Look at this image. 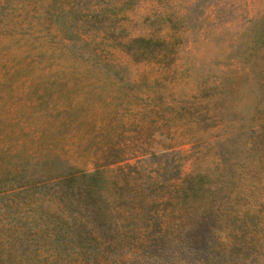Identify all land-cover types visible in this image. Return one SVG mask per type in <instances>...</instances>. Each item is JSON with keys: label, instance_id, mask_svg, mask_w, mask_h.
Wrapping results in <instances>:
<instances>
[{"label": "rangeland", "instance_id": "obj_1", "mask_svg": "<svg viewBox=\"0 0 264 264\" xmlns=\"http://www.w3.org/2000/svg\"><path fill=\"white\" fill-rule=\"evenodd\" d=\"M136 38L173 59H142ZM127 162L185 223L213 211L227 226L250 203L235 230L258 233L264 264V0H0V191L106 163L113 199ZM17 215L0 221L5 264H29ZM33 216L31 237L50 241L54 217Z\"/></svg>", "mask_w": 264, "mask_h": 264}, {"label": "trees", "instance_id": "obj_2", "mask_svg": "<svg viewBox=\"0 0 264 264\" xmlns=\"http://www.w3.org/2000/svg\"><path fill=\"white\" fill-rule=\"evenodd\" d=\"M153 42L159 48L156 53L157 49L148 46ZM133 43L147 44L134 51L142 59H173L166 41L136 38ZM129 160L124 156L114 162ZM105 165H97L93 172H68L42 183L0 191V221L18 214L21 225L15 229L14 247L27 256L29 264L40 258L45 262L38 264H89V257L97 254L110 259L109 264H137L141 258L146 261L139 264H258L260 252L253 249L258 233L247 237L243 232L240 238L235 230L241 209L248 211L250 203L243 206L238 201L236 218L227 226L223 216L213 211H202L185 223L181 215L173 218L170 197L155 180L144 178L139 164L127 162L121 168L119 189L124 194L109 199L100 186ZM133 168L140 179L133 180ZM37 188L44 190L40 197L25 198L23 193ZM45 213L54 217L48 225L53 232L50 241L39 243L31 237L38 231L29 232L28 217L43 218ZM4 251L2 242L0 264L6 262ZM112 252H116L114 256ZM66 260L71 261L60 262Z\"/></svg>", "mask_w": 264, "mask_h": 264}]
</instances>
